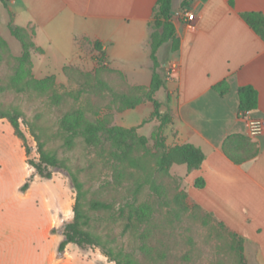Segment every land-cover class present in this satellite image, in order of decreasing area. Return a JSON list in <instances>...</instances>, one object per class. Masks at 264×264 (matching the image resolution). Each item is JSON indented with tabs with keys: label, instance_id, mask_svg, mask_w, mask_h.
<instances>
[{
	"label": "rangeland",
	"instance_id": "obj_1",
	"mask_svg": "<svg viewBox=\"0 0 264 264\" xmlns=\"http://www.w3.org/2000/svg\"><path fill=\"white\" fill-rule=\"evenodd\" d=\"M11 28L30 45L29 59L22 58V43ZM32 37L27 28L12 23L7 3L0 2V108L13 107L22 114L20 128L32 147L31 158L39 156L33 129L44 148L83 182L89 198L139 208L126 230L124 221L91 211L94 232L136 251L140 264H262L254 244L189 198L185 165L153 174L158 196L144 182L148 169L137 170L115 160L119 140L133 143V154L147 160L146 168L157 156L158 129L147 135L140 132L155 117L143 107L135 110L151 102L145 86L131 85L119 69L107 64L106 54L99 61L97 51L86 50L77 63L50 65ZM157 72L164 77V70L157 68ZM108 88L124 97L114 96ZM85 123L98 127L91 135L72 134L69 126L81 130ZM112 127L135 128V135L145 141ZM27 179L29 188L22 192L20 186ZM74 197L67 171L53 170L50 178L35 173L8 119L1 118L0 245L14 253L2 264H49L47 255L61 264H114L97 247L81 249L70 243L61 255L57 253L60 227L73 215Z\"/></svg>",
	"mask_w": 264,
	"mask_h": 264
},
{
	"label": "crops",
	"instance_id": "obj_2",
	"mask_svg": "<svg viewBox=\"0 0 264 264\" xmlns=\"http://www.w3.org/2000/svg\"><path fill=\"white\" fill-rule=\"evenodd\" d=\"M156 1L6 3L12 23L32 32L34 45L44 52L50 65L77 63L86 50L96 53L93 43L99 41L110 67L119 69L131 85L147 88L152 76L148 23ZM183 1L171 0L178 48L171 50L169 43H164L156 52L164 77L154 98L159 112H168L171 118L161 134L168 147L191 143L201 149L204 160L200 167L186 170L184 176L189 198L254 244L264 264V129L255 136L248 134L237 95L240 86L254 87L258 105L248 115L264 120V40L241 17L246 11L264 15V0H187L182 6ZM185 9L194 14L192 27L180 19ZM223 80L229 90L220 95L214 86ZM142 107L147 115L153 110L151 102L135 110ZM159 125L155 117L140 132L147 135ZM235 135L241 139L231 147L241 157L239 161L223 149L224 140ZM196 178L204 179L203 187L195 186ZM13 257L12 250L0 245V264ZM46 260L61 264L49 255Z\"/></svg>",
	"mask_w": 264,
	"mask_h": 264
},
{
	"label": "trees",
	"instance_id": "obj_3",
	"mask_svg": "<svg viewBox=\"0 0 264 264\" xmlns=\"http://www.w3.org/2000/svg\"><path fill=\"white\" fill-rule=\"evenodd\" d=\"M6 1L7 0H0L3 4H6ZM186 3L187 0H184L182 6ZM241 17L264 40V15L257 11H246L241 13ZM148 26L150 28L149 57L152 62V76L150 85L146 88V97L153 104V110L150 117H156L160 120V125L156 134L158 153L153 164L146 168L147 160L133 154V143L130 140H119L117 150L114 152V158L116 161L124 163L126 166L133 167L137 170L148 169V176L144 182L147 183L154 192H157V195L159 196L161 194L159 193V185L153 178L155 172L165 173L174 164H184L186 165L187 171L190 172L191 170L200 167L204 160V154L199 147L191 143L168 147L161 134L163 126L169 123L171 118L168 112H159V103L154 98L155 91L163 84V78L157 72L160 63L157 59L156 52L164 43H169L171 50H176L178 48V39L175 35L174 24L171 20V0L156 1L152 11V19L149 21ZM11 32L12 35L22 43V58L26 60L29 59L30 45L24 41L18 30L11 28ZM93 47L98 52V60H103L105 58V51L103 50L101 43L95 41ZM214 87L218 90L220 95H224L229 90V86L225 80L221 81ZM108 89L114 96H122L119 93H115L112 89ZM237 95L239 111L249 112L256 109L258 105V93L254 87L251 85L240 86L237 89ZM135 103H138V101ZM135 103L133 102L131 105H134ZM1 118L8 119L13 128L14 135L21 141L24 155L26 157V163L34 168L35 173L41 177L50 178L53 170L65 169L67 171L71 186L75 192L72 207L73 215L70 219L64 221L60 227L62 238L58 242L56 249L57 253L61 255L69 243H74L81 249L92 247L99 248L101 253L106 256L109 261L114 262V264H140L137 258L138 253L136 251L114 245L112 244V240H109L105 238L103 234L96 233L92 230L93 216L90 213L91 211H104L113 217V219L124 221L123 230H126L131 227L133 217L139 214V208L128 207L125 203L115 206L114 203L108 200L89 198L83 182L78 179L74 172L64 165L61 159L44 148V142L34 134L33 129L31 132L36 137L37 152L39 156L38 159L30 157L32 147L26 142L25 135L20 128V119L23 120L24 118L16 108H0V119ZM69 127L73 135H79L82 132L91 135L92 131L98 126L93 123H85L81 130L73 128L72 126ZM110 129L119 132H127L131 137H136L141 143H144L145 141L144 137H138L135 135V128L124 129L122 127H112ZM239 138L241 139V137L237 135L230 136L223 142V149L235 161H239V158L241 157L232 152L233 148L231 146L235 140ZM252 155H254V152ZM251 156L249 155L247 157ZM29 181L30 179H27L20 186V191L24 192L29 188ZM194 184L196 187H203L205 182L203 178H196ZM231 245H235L234 240L231 242Z\"/></svg>",
	"mask_w": 264,
	"mask_h": 264
},
{
	"label": "built area",
	"instance_id": "obj_4",
	"mask_svg": "<svg viewBox=\"0 0 264 264\" xmlns=\"http://www.w3.org/2000/svg\"><path fill=\"white\" fill-rule=\"evenodd\" d=\"M180 19L184 21L188 26H193L194 14L191 10L185 9L180 14ZM240 115L245 119L247 125L248 134L255 136L261 133L264 129V120L255 118L248 115V111H240Z\"/></svg>",
	"mask_w": 264,
	"mask_h": 264
}]
</instances>
